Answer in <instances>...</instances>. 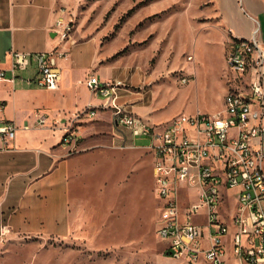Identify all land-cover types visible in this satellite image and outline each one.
<instances>
[{
    "label": "rangeland",
    "instance_id": "374dc122",
    "mask_svg": "<svg viewBox=\"0 0 264 264\" xmlns=\"http://www.w3.org/2000/svg\"><path fill=\"white\" fill-rule=\"evenodd\" d=\"M58 3L71 14L73 36L82 41L68 56L91 64V39L97 40L101 75L113 70L124 80L123 101L151 125L161 128L182 113L224 110L232 34L215 0ZM128 134L112 122L75 150L67 233L11 231L0 238V264H207L167 254L157 235L162 202L146 147L150 139L139 138L135 147Z\"/></svg>",
    "mask_w": 264,
    "mask_h": 264
},
{
    "label": "built area",
    "instance_id": "2783aa9c",
    "mask_svg": "<svg viewBox=\"0 0 264 264\" xmlns=\"http://www.w3.org/2000/svg\"><path fill=\"white\" fill-rule=\"evenodd\" d=\"M59 10L53 31L65 43L76 26L65 8ZM258 33L257 28L251 43H237L231 32L227 64L232 76L225 108L216 114L182 113L158 128L121 101L117 90L124 86L122 80L104 81L92 73L87 82L92 93L105 98L101 109L111 110L114 126L136 139H150L146 147L152 151L156 192L162 202L157 235L172 258L207 264H264V44ZM66 57L68 52L59 47L39 53L13 50L11 68H0V84L15 82L18 72L34 60L36 83L58 89L62 80L59 59ZM246 84L254 85L255 94L246 93ZM248 103L258 105V125L247 122ZM99 110L88 106L79 117L94 120ZM36 117L39 126L49 118L46 113ZM18 129L12 121L0 124V142L7 146ZM62 144L78 146L71 127ZM132 146L137 147L136 143ZM0 230L1 241L12 231L8 226Z\"/></svg>",
    "mask_w": 264,
    "mask_h": 264
},
{
    "label": "crops",
    "instance_id": "0c3cea01",
    "mask_svg": "<svg viewBox=\"0 0 264 264\" xmlns=\"http://www.w3.org/2000/svg\"><path fill=\"white\" fill-rule=\"evenodd\" d=\"M215 2L223 22L236 38L251 40L258 28L257 38L264 44V0ZM60 8L58 0H0L1 69L11 68L13 50L39 53L59 47L69 53L82 42L73 35L65 43L52 36L55 21L61 15ZM91 40L95 43L91 64L85 65L71 56L59 59L62 80L58 89L40 87L36 83L34 60L29 68L18 72L15 82L0 84V124L12 121L19 128L16 138L7 146L0 142V229L8 226L15 235L47 236L63 235L70 227L74 152L87 140L110 128L113 122L111 110L101 109L105 98L92 93L87 82L92 73L104 81L122 80L115 78L113 70L101 75L105 69L100 64L103 62L100 44ZM124 90L117 91L121 101L127 103L123 101L127 97ZM88 106L100 109L94 120L85 115L79 117ZM38 113L49 117L43 126L37 124ZM69 127L78 139V146L62 144ZM126 133L129 132H123ZM128 135L135 144L138 139ZM119 137L127 143L123 136Z\"/></svg>",
    "mask_w": 264,
    "mask_h": 264
},
{
    "label": "bare ground",
    "instance_id": "6f19581e",
    "mask_svg": "<svg viewBox=\"0 0 264 264\" xmlns=\"http://www.w3.org/2000/svg\"><path fill=\"white\" fill-rule=\"evenodd\" d=\"M243 42L244 43H251V40L244 39L243 37H242V39L237 38V43H243ZM245 88H246V93L255 94V88H254L253 84H246ZM248 105H249V114H247V122L250 125H258L257 113H256L258 111V105H257V103H248ZM263 181H264V174L261 175V182H263Z\"/></svg>",
    "mask_w": 264,
    "mask_h": 264
},
{
    "label": "water",
    "instance_id": "95a60500",
    "mask_svg": "<svg viewBox=\"0 0 264 264\" xmlns=\"http://www.w3.org/2000/svg\"><path fill=\"white\" fill-rule=\"evenodd\" d=\"M52 36H54V37H55V36H57V34L54 32V33H52Z\"/></svg>",
    "mask_w": 264,
    "mask_h": 264
},
{
    "label": "trees",
    "instance_id": "16d2710c",
    "mask_svg": "<svg viewBox=\"0 0 264 264\" xmlns=\"http://www.w3.org/2000/svg\"><path fill=\"white\" fill-rule=\"evenodd\" d=\"M167 252V251H166ZM167 254H168V252H167ZM169 255V254H168ZM170 256V255H169ZM171 257V256H170Z\"/></svg>",
    "mask_w": 264,
    "mask_h": 264
}]
</instances>
